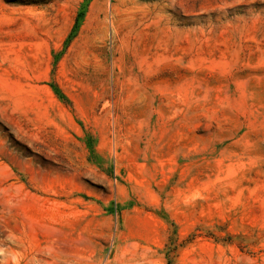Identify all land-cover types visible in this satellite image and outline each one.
<instances>
[{
	"label": "rangeland",
	"instance_id": "1",
	"mask_svg": "<svg viewBox=\"0 0 264 264\" xmlns=\"http://www.w3.org/2000/svg\"><path fill=\"white\" fill-rule=\"evenodd\" d=\"M0 264H264V0H0Z\"/></svg>",
	"mask_w": 264,
	"mask_h": 264
}]
</instances>
